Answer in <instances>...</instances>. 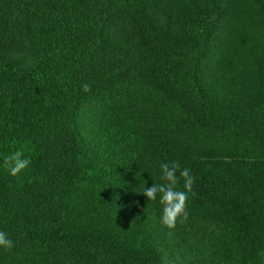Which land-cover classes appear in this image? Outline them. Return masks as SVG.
<instances>
[{"label":"trees","instance_id":"obj_1","mask_svg":"<svg viewBox=\"0 0 264 264\" xmlns=\"http://www.w3.org/2000/svg\"><path fill=\"white\" fill-rule=\"evenodd\" d=\"M253 3L264 26V0ZM134 7L0 0V231L13 241L0 264H264V65L221 94L204 63L225 4L201 0L172 25ZM119 17L123 38L110 32ZM132 78L170 108L113 111L85 130L81 106L98 90L143 98ZM17 150L31 163L13 177L3 158ZM171 162L195 178L189 218L219 229L200 247H182L159 195L142 194Z\"/></svg>","mask_w":264,"mask_h":264},{"label":"rangeland","instance_id":"obj_2","mask_svg":"<svg viewBox=\"0 0 264 264\" xmlns=\"http://www.w3.org/2000/svg\"><path fill=\"white\" fill-rule=\"evenodd\" d=\"M121 1L135 4L138 7L148 6L150 11L158 16L160 24L165 20V23L167 21L169 25L174 24L176 12L186 15V12L194 8L195 5L201 4V0ZM219 1L226 6L225 14L216 28L208 59L204 63V75L207 82L214 84V89L222 94L226 93V89H234L240 87L241 84L248 85L254 67L258 64L264 65V26L256 13H253V0ZM169 14H172L173 20L168 17ZM110 27L111 34L116 38L126 37L124 33L130 34V28L122 17H119ZM19 52L21 53V50ZM128 85L141 89L143 98L138 100L115 98L109 94L107 89L98 90L88 96L81 106L80 124L82 127L89 130L91 125H96V121L103 114L119 112L122 109L141 108L148 111H159L167 106L170 108L167 101L163 100L157 91H153L150 85L147 86L143 79L132 78ZM177 224L181 228L179 238L185 240V243H181L182 247H187L190 244L200 247L199 244L204 242L207 237H212L214 233L219 232L214 223L196 218H188L186 223L177 222ZM174 258L176 260H172L173 263L187 262L186 259L180 257L179 253H175Z\"/></svg>","mask_w":264,"mask_h":264},{"label":"clouds","instance_id":"obj_3","mask_svg":"<svg viewBox=\"0 0 264 264\" xmlns=\"http://www.w3.org/2000/svg\"><path fill=\"white\" fill-rule=\"evenodd\" d=\"M82 90L87 93L91 91V84L81 85ZM31 161L24 156V153L17 150L3 158V167L8 173L17 177L28 168ZM162 183H153L145 187L142 194L148 201H156L159 195V204L162 206L161 223L169 229L176 227L177 222L184 224L189 218L187 211L188 194L192 192L195 178L190 174L188 168H180L176 162L162 163L160 165ZM179 173V175H177ZM183 179V190L178 187ZM194 194V193H193ZM13 241L7 234L0 231V248L10 250Z\"/></svg>","mask_w":264,"mask_h":264}]
</instances>
